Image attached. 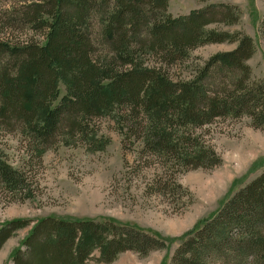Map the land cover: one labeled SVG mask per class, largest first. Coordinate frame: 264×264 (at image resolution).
Returning <instances> with one entry per match:
<instances>
[{
    "label": "trees",
    "instance_id": "obj_1",
    "mask_svg": "<svg viewBox=\"0 0 264 264\" xmlns=\"http://www.w3.org/2000/svg\"><path fill=\"white\" fill-rule=\"evenodd\" d=\"M28 2L3 12L5 20L42 33L43 42L0 43V126L24 131L36 155L62 135L78 136L101 151L106 143L90 135L89 123L110 118L129 139L142 141L144 154L207 170L221 160L193 137L195 130L218 119L247 117L264 132V82L254 80L246 65L256 51L253 40L208 29L236 24V7L211 5L173 18L168 0ZM223 43L236 48L210 57L187 79L170 78L169 70L196 49ZM0 187L7 193L25 189L23 175L1 160ZM27 225L1 224L0 249ZM178 243L168 264H264V168ZM22 246L13 264H87L95 253L97 262L110 264L122 253L146 257L166 245L112 221L51 217L38 220Z\"/></svg>",
    "mask_w": 264,
    "mask_h": 264
},
{
    "label": "rangeland",
    "instance_id": "obj_2",
    "mask_svg": "<svg viewBox=\"0 0 264 264\" xmlns=\"http://www.w3.org/2000/svg\"><path fill=\"white\" fill-rule=\"evenodd\" d=\"M24 5H29L28 0H0L1 44L43 42L42 33L6 22L3 12ZM211 5L234 6L241 12L236 24H213L208 29L251 38L256 51L246 65L254 80L264 82V0H168L167 12L177 18ZM235 48L234 43L200 47L186 63L170 69L169 76L173 81L187 79L210 57ZM60 91L63 96V87ZM89 133L105 141L101 151H94L78 136L69 140L62 135L46 153L36 155L24 131L0 126V160L25 179V189L19 192L7 193L0 187V225L29 224L3 244L0 264H13V254L23 248L37 221L51 217L112 221L145 231L162 239L165 248L146 257L128 251L110 264H168L179 238L214 215L264 168V132L252 128L247 117L218 119L193 132L221 160L219 166L207 170L185 169L171 156L144 154L142 141L129 139L123 126L110 118L91 121ZM94 255L87 264H103Z\"/></svg>",
    "mask_w": 264,
    "mask_h": 264
}]
</instances>
